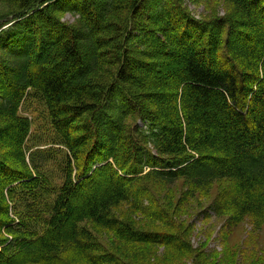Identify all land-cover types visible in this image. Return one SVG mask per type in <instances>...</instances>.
I'll use <instances>...</instances> for the list:
<instances>
[{
    "label": "trees",
    "instance_id": "16d2710c",
    "mask_svg": "<svg viewBox=\"0 0 264 264\" xmlns=\"http://www.w3.org/2000/svg\"><path fill=\"white\" fill-rule=\"evenodd\" d=\"M226 1L0 0V264H139L84 222L168 242L113 214L147 177L228 179L217 212L264 228V0ZM34 102L53 137L31 145Z\"/></svg>",
    "mask_w": 264,
    "mask_h": 264
},
{
    "label": "rangeland",
    "instance_id": "374dc122",
    "mask_svg": "<svg viewBox=\"0 0 264 264\" xmlns=\"http://www.w3.org/2000/svg\"><path fill=\"white\" fill-rule=\"evenodd\" d=\"M186 3L195 15L207 18L223 17L232 9L226 0ZM63 19L74 23L76 16L67 13ZM30 105L31 112L27 113L33 121V145L41 138L53 137V131L46 109L35 102ZM144 182L149 192L142 210L122 203L113 209V214L139 231L171 235V239L127 244L114 232L85 221L103 248L139 264H264V228L255 231L249 218L231 228L230 212H217L223 201L220 195L232 188L230 180L221 179L206 186L184 178L167 182L147 177Z\"/></svg>",
    "mask_w": 264,
    "mask_h": 264
}]
</instances>
